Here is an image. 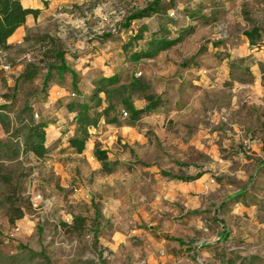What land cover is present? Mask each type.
Masks as SVG:
<instances>
[{
  "label": "rangeland",
  "instance_id": "rangeland-1",
  "mask_svg": "<svg viewBox=\"0 0 264 264\" xmlns=\"http://www.w3.org/2000/svg\"><path fill=\"white\" fill-rule=\"evenodd\" d=\"M35 1L0 47V264H264V0H160L128 27L152 0ZM142 26L133 51L180 39L133 60L123 43ZM50 39L76 77L52 68L42 88ZM143 92L159 104L134 117ZM72 100L99 116L81 153ZM31 114L48 123L43 156L22 149Z\"/></svg>",
  "mask_w": 264,
  "mask_h": 264
},
{
  "label": "trees",
  "instance_id": "trees-1",
  "mask_svg": "<svg viewBox=\"0 0 264 264\" xmlns=\"http://www.w3.org/2000/svg\"><path fill=\"white\" fill-rule=\"evenodd\" d=\"M160 0H152V2L145 8L138 10L135 13H132L126 18L123 27H128L132 20L140 19L145 16H150L153 12H156L158 9V4ZM41 13L39 8H29L24 7L20 0H0V47L7 48L10 44L7 43V39L13 34V32L21 25L25 23L27 15L31 14L34 18H37ZM145 26L139 27L130 38L123 43V48L130 51V56L133 60H137L140 57H153L159 51L164 50L174 44H176L180 37L169 38L168 36L160 37H149L146 40L144 48H140L138 51L132 50V43L144 38L143 30ZM261 29L252 27L250 30L244 31V35L248 38L250 44L256 43V38H261ZM50 43L53 45L54 50L53 56L55 62L59 64H47V72L45 73L42 88L47 84V81L50 77V70L56 68L59 73H62L65 70H68L71 73L72 81L76 77V73L68 69L65 63L63 56L64 51L60 49L53 39H50ZM35 68V67H34ZM35 75V70L26 69V72L22 74L25 79H31ZM118 77L115 74L110 76H104L100 78V82L96 89L91 93L89 98L90 101L95 102V105L101 103L100 93H109L108 86L113 85L117 82ZM131 86H138L144 91L145 87L143 84L139 83V79L135 78L131 82ZM144 93V92H143ZM143 97L146 99V104L141 108H136L129 104L127 107L130 109L132 116H138L142 113L149 112L153 110L158 104L159 99L155 97L153 93H144ZM77 105V106H76ZM67 109L70 112L74 113V121L78 124V132L81 135H75L69 139L70 145L79 153H81L85 148V142L87 139V130L91 126H95L99 120V116L90 112L91 106L87 101H82L77 103L76 101H69L67 104ZM7 115L2 114L0 111V122L4 123ZM48 123L43 120L35 121L30 115L29 122L26 124V132L23 137V151H31L37 156H43L47 152V147L45 145L46 134H47ZM96 157L102 162L104 169L109 170L106 162V151L97 149L95 151Z\"/></svg>",
  "mask_w": 264,
  "mask_h": 264
},
{
  "label": "crops",
  "instance_id": "crops-1",
  "mask_svg": "<svg viewBox=\"0 0 264 264\" xmlns=\"http://www.w3.org/2000/svg\"><path fill=\"white\" fill-rule=\"evenodd\" d=\"M20 1H21L22 5H23L24 7H29V8H39V9H42V8H43V6H38V3H37L35 0H33V3L31 2V0H20ZM41 12H42V10H41ZM33 18H34V17H33L31 14L27 15L26 20H25V23H26L29 19H33ZM25 23H24L23 25L19 26V27L13 32V34L7 39V43H8V44H11L13 41H15L13 37L19 32L20 28L23 27V26L25 25Z\"/></svg>",
  "mask_w": 264,
  "mask_h": 264
},
{
  "label": "built area",
  "instance_id": "built-area-1",
  "mask_svg": "<svg viewBox=\"0 0 264 264\" xmlns=\"http://www.w3.org/2000/svg\"><path fill=\"white\" fill-rule=\"evenodd\" d=\"M5 67H7V66H5Z\"/></svg>",
  "mask_w": 264,
  "mask_h": 264
}]
</instances>
